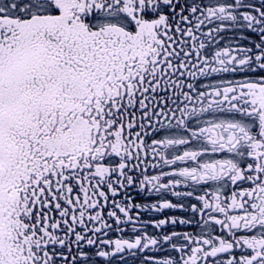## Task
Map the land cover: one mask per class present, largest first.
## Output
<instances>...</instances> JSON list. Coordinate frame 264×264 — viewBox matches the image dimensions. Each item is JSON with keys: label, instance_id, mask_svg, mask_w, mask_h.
<instances>
[{"label": "snow or ice", "instance_id": "6c2138e0", "mask_svg": "<svg viewBox=\"0 0 264 264\" xmlns=\"http://www.w3.org/2000/svg\"><path fill=\"white\" fill-rule=\"evenodd\" d=\"M128 257L264 264V0H0V264Z\"/></svg>", "mask_w": 264, "mask_h": 264}, {"label": "flooded vegetation", "instance_id": "af4514ba", "mask_svg": "<svg viewBox=\"0 0 264 264\" xmlns=\"http://www.w3.org/2000/svg\"><path fill=\"white\" fill-rule=\"evenodd\" d=\"M173 200H175L176 198H172ZM153 215H155V214H153ZM128 259H129V261H130V264H134V261L136 260V259H138V258H133V257H128Z\"/></svg>", "mask_w": 264, "mask_h": 264}]
</instances>
